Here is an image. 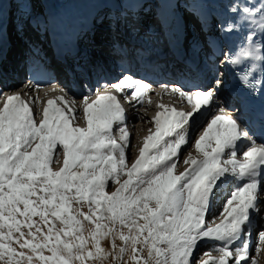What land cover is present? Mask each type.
Segmentation results:
<instances>
[{
	"label": "snow or ice",
	"instance_id": "6c2138e0",
	"mask_svg": "<svg viewBox=\"0 0 264 264\" xmlns=\"http://www.w3.org/2000/svg\"><path fill=\"white\" fill-rule=\"evenodd\" d=\"M210 2L200 0L202 5ZM242 11L249 17L258 11L264 17V0ZM22 28L17 25V30ZM223 30L232 32L235 25L228 23ZM5 38L0 4V55ZM220 83L217 79V86ZM133 85L132 98L143 103L149 84L125 76L111 87L122 92ZM171 91L186 99L192 111L160 105L164 111L153 118L155 132L149 129L130 167L127 117L115 95L98 90L95 99L85 96L86 127H80V114L63 97L49 99L37 121L28 101L0 93V264H105L109 257L112 264H198L194 252L207 241L221 242L215 249L219 255L206 253L208 259L199 264H230L229 258L232 264H247V238L264 197V144L250 138L237 118L217 108L221 114L212 116L194 142L202 158L185 159L189 168L174 174L182 146L191 143L185 126L202 108L211 112L215 90ZM57 100L62 106H56ZM57 146L62 152L53 161ZM60 155L62 167L53 171L50 165L59 163ZM122 175L127 177L123 182ZM110 180L119 187L109 193ZM229 180L236 187L223 203L220 223L206 226V216H211ZM84 205L87 213L81 211ZM258 236L264 245V230ZM108 239L111 250L102 247Z\"/></svg>",
	"mask_w": 264,
	"mask_h": 264
},
{
	"label": "bare ground",
	"instance_id": "6f19581e",
	"mask_svg": "<svg viewBox=\"0 0 264 264\" xmlns=\"http://www.w3.org/2000/svg\"><path fill=\"white\" fill-rule=\"evenodd\" d=\"M45 1L47 3L43 5V10H42L43 14L40 15V12H37L36 9H33L31 11V14L37 12L31 16V20H30L31 25H33L34 23H37V21L41 20V17L52 18L55 15H61L67 19V25L71 29H73L74 33L77 35L78 29L80 27H82V26L87 27L91 23L92 27L89 26L88 28H92V30L90 33H87L88 34L87 38L81 43L80 33H78L77 42H76V46H75V48H77L79 51L84 50L85 52H87L85 61L88 63H92L94 61V58H93L94 57L93 56V48L94 47H99V48L106 49V50L110 49V51H112V52H119L118 48L115 45H112L111 48L106 47V45H105L106 43L109 42L108 38H106V39L102 38V36H104V33L106 31V24L104 22L97 21L96 18L91 20L89 23L88 18H87L88 15L86 14L87 16H85V11L89 7L88 5L93 6L92 4H96L95 0H81L80 5H79L80 0H66L63 2H61L60 0H55V4H51V3L49 4L48 0H45ZM103 1L104 0H100V2H103ZM123 1L124 0H118V3L115 4V7H118V6L120 7L121 4H123ZM139 1H141V0H139ZM235 3H236L237 9L240 11H241V7H244L245 5L252 6V4H253L251 2V0H235ZM97 8L99 9V8H101V6L97 7ZM97 8H96V10H90V12H93V13L95 11L97 12L98 11ZM3 9L5 12H7V8H3ZM152 9H153V7H152ZM115 10H116V8H115ZM117 10H120V8ZM78 12L80 13V16H81V13L83 14L84 19H82V18L80 19V17L76 18V19L73 18V15L75 13H78ZM158 12H159V7H158ZM29 13H30L29 10L22 11L19 14V19H25ZM102 13L103 12L100 10L98 15H101ZM220 16L221 17H227L228 12L226 10H222ZM99 28H101V31L103 33L96 30ZM80 31H82V30H80ZM82 32H84V31H82ZM246 34H247V31H246L245 35ZM9 39H10V44L13 45L12 48L14 50H19V48H20L21 53H20V55H18V62H23L25 60V58H24L25 53L23 52V43L20 40L14 38V37H11V36ZM249 39H250V37L248 35V38L246 40L247 46L249 43ZM244 43H245L244 36H241V39L238 41V44L240 45V49H242L244 47ZM8 57L13 58L11 56H8ZM69 62L70 61L65 62V64L67 65ZM55 64L59 67H62V69L66 71V65H64L63 62L58 61ZM36 66L38 68H42L43 65H36ZM184 70H187V67H183L181 69H178V77H180V75H182ZM5 73H6V70L4 68V69H2V74L4 75ZM192 74H194V72H192ZM126 76H130L136 81L139 80L136 77H134L132 74H129V73ZM23 77H24V75L19 74L18 80L15 81V84L13 85L14 89L15 88H21V90L19 92H16V93H11L10 95H19L22 99H24L25 101H28V102L30 101L31 97L36 98L35 105L37 108L40 109L35 114L36 117H38L37 121L41 118L43 108L47 106V101L49 99H56L58 97H63L64 101L66 102V97L62 93H58V92L51 93V91H53V89H54L53 86L47 87V92L51 93V94H49L50 97L45 96L47 93L41 91L42 85L48 86V85L54 84V82H48V79H45L43 81L30 80V81L22 82ZM58 87H59V89H63V86L61 84H60V86L58 85ZM135 87H136V85H133L131 88H129V90L127 91L126 94H124L123 91L120 93H116L115 90H112L109 92V93H111L117 97V100L119 101V103L121 104V106L123 107L125 112H129L131 114L129 117L130 118L133 117V119L131 120V123L127 122V128H128L129 133H130V147L132 146L131 143H132V140L134 137V133L139 135L138 138L135 139L134 149L132 148V150H126V157H127L129 167L131 166V163L134 162L138 158L139 151L143 146L144 138L150 134L149 129H151V131L153 133L155 132V125L152 122L153 118L156 116L157 112H163L164 111V108L160 107V105H163L167 108H173L174 107L178 111H184V112H191L192 111V105L188 104L186 99H182V101H181L180 100L181 97L177 96L176 98H179L177 100V102L176 101L175 102L174 101H172V102L162 101L161 99H164V98H160L161 90H157V92H156L155 89L148 90L145 93V95L143 96V103H138L136 100H134L132 98V94H131L132 91L135 89ZM6 90H8V89H6ZM75 92L77 93V90ZM65 94L67 95L68 93H65ZM150 96H152V98L147 99ZM3 97L6 98L8 96L5 94V95H3ZM129 98H131V101H129V103H127ZM91 99H95V94L93 95V97ZM79 100L80 99H78V101ZM42 102L44 103L43 105H42ZM2 104H3L2 99H0V107H2ZM56 106H58V107L62 106V104L59 100H57ZM76 112H79V114H80V119L78 121L79 126L80 127H86V121L83 118L82 108L80 107L78 110H76ZM203 112H204V114H203V116H201ZM217 114H221V113H219L217 110L216 111L211 110V112H207L203 108L200 111L193 113L192 117L189 120L188 125L185 126V129L187 130L189 135H191V133L193 132L191 135V143L185 144L184 146H182V148L180 150V158H179L178 165L182 164L183 161L185 159H188L189 157L196 158V159L202 158V155L195 149L194 142L196 139L199 138V136L202 134L203 130L207 127V123L210 122V119L212 118V116L217 115ZM223 114L228 116V114L225 111L223 112ZM115 129H116V126L114 125V130ZM185 129H179L178 131H184ZM132 130H134V133ZM113 134L115 135V133H113ZM115 136H116L117 140L119 141V132H118V135H115ZM166 139H174V137H166ZM57 150L59 152H62V149H60V147H58ZM53 157L55 158V160H57V153H55L53 155ZM59 161H60L59 163H54V166L56 168L54 171H58L60 169V167H62V163H63V156L62 155L59 156ZM178 167L179 166H177V169H178ZM186 168H189V165L184 164V166H182V168L178 172L175 171L176 170L175 169L174 174L184 172ZM230 183H233V182L229 180L228 183H226V186L225 185L222 186V194L220 195V198L217 200L216 205L212 210L211 216H206V226L212 220V216L216 217L215 222L219 221V223H220V220H221L220 212L222 211L223 203L225 202V199L227 198V196L230 194V191L236 187V185H235V187H232L230 185ZM229 186L231 187V190L229 192H227V190H228L227 187H229ZM262 190H264V185H262ZM260 204H261V209H263L264 208V197H262L260 199ZM259 230L260 231L264 230V227L259 228ZM202 243H204V244H202ZM213 243H214L213 241H207V242H201L199 245L200 246L203 245V247H205V249L207 250ZM253 260L256 262V264H260L261 262H262V264H264V253H262L261 251L258 252V255L256 256V258L255 259L250 258V261H247V264H252ZM241 264H245V262H241Z\"/></svg>",
	"mask_w": 264,
	"mask_h": 264
},
{
	"label": "rangeland",
	"instance_id": "374dc122",
	"mask_svg": "<svg viewBox=\"0 0 264 264\" xmlns=\"http://www.w3.org/2000/svg\"><path fill=\"white\" fill-rule=\"evenodd\" d=\"M61 2H63V1H66V0H60ZM96 1V4L95 5H93V6H95V7H93L94 8V10H95V8H97V7H102V10H101V8H99L98 9V11L96 12V19H106L107 18V9H106V7H105V3H107L108 2V0H104L103 2H100V0L98 1V0H95ZM99 2V3H98ZM9 9H10V19L12 18V17H15L16 16V13H15V5L14 6H12V7H8ZM102 11L103 13L101 14V15H98V13H99V11ZM98 31L99 32H102L101 31V28L100 29H98ZM105 32H108L107 30L105 31ZM103 33V32H102ZM8 34H9V38H10V36L12 37V36H14L13 35V32L11 31V29L9 28V30H8ZM106 34V33H105ZM104 34V36H102V38L103 39H106V38H108L109 39V37L108 36H110V35H105ZM111 34V33H110ZM110 38H111V41H112V37L110 36ZM110 40V39H109ZM105 45H108V44H105ZM12 46L13 45H10V51L11 50H13V48H12ZM16 61V60H15ZM135 136V139L136 138H138V136L139 135H137V134H135L134 135ZM134 139V138H133ZM135 139H134V142H135ZM133 149H134V147H133ZM179 167H178V169H176L175 171H179L181 168H182V166H184V163H182V164H180V165H178ZM127 177H125V176H121V182H123V180L124 179H126ZM117 187H119V185L118 184H116L114 181H108V187L106 188V191L107 192H111V191H114ZM74 207H78V206H76V205H74ZM81 211H83V212H85V213H87L88 212V207H87V205H84V207L81 209ZM39 218H37L36 220H38ZM81 219H82V217H81ZM58 223V222H57ZM85 224H88V221H85L84 222ZM26 231V230H25ZM45 231H46V229H45ZM126 231V230H125ZM116 243H117V245L119 246L120 244H121V242L119 241V240H117L116 241ZM202 244H204V243H202ZM14 246H16V245H14ZM90 246V245H89ZM17 248H18V246H16ZM102 247L103 248H105L106 250H111V243L109 242V239L108 240H104V241H102ZM263 247H264V245H261V243H259L257 246H256V248H255V250H254V253H253V255H252V259H255L256 258V256L258 255V252H262L263 253ZM19 250V249H18ZM205 249V247H203V245L202 246H198V248H197V250L194 252V259L198 262V264H199V262L200 261H202V260H206V259H208V256H206L205 254L206 253H209L208 252V250H206ZM25 251H27V250H25ZM46 255H48L49 253H45ZM105 264H112V260H111V257H109V259L105 262ZM260 264H262V262L260 263Z\"/></svg>",
	"mask_w": 264,
	"mask_h": 264
}]
</instances>
